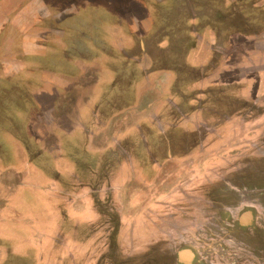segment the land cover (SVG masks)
<instances>
[{"label":"rangeland","instance_id":"obj_1","mask_svg":"<svg viewBox=\"0 0 264 264\" xmlns=\"http://www.w3.org/2000/svg\"><path fill=\"white\" fill-rule=\"evenodd\" d=\"M194 1L203 6V14L196 15L191 10L190 17L196 16L185 22L192 31L188 35L181 32L179 46L185 56L194 50L202 51L204 42L199 44V38H204L208 27L218 35V46L223 51L229 48L224 49L221 40L230 34L240 37V33L251 28L250 34L257 36L260 32L264 36V18L261 8L253 4L255 0H228L227 5L216 2L206 12L209 6L203 5L205 0ZM66 2L58 6H65ZM262 2L258 0V5ZM233 5H238L233 8L234 13ZM189 39L197 40L191 48L184 42ZM251 47L247 44L237 49L239 61L247 51L251 59L256 53ZM80 51L83 49L77 47L72 52L74 73L70 77L74 79L80 77L76 65ZM219 51L217 57L222 55ZM254 61L264 69V57L258 55ZM84 63L103 71L97 61ZM196 64L206 66L204 60H196ZM148 65L151 67L146 70L156 67L152 62ZM211 74L214 73L199 76L198 82L183 84L180 91L188 97L183 102L174 97L178 90L170 88L169 101L164 104L169 113L159 110L160 98H153V122L146 117L130 121L124 114L123 122L120 120L111 129L109 116L114 114L115 118V111L125 103L123 98V102L118 100L119 96L106 99L98 117L82 116L79 123L77 112L69 108L70 120L79 128H86L75 138L63 133L72 148L58 146L53 155L47 151L55 139H48L50 143L44 140L39 149L46 152L34 160L35 170L39 166L45 168L46 160L51 161L50 167L65 169L59 180L50 179L44 172L41 178L27 180L19 171L4 170L6 164L0 159L1 178L16 188L11 196H0V204L3 199L7 201L5 216L12 219L6 225L9 230L1 227L0 264H190L194 258L196 264H264V84H259L264 77L243 79L234 72L226 81L221 73L215 76L220 79L215 88V77L211 81L207 78ZM107 76L112 82L113 75ZM99 81L96 76L86 80L96 87L101 86ZM8 90L0 80V98L6 106H10ZM222 93L225 99L220 101ZM76 94L79 95L73 99H77L81 111L97 109L80 100L93 94L90 87L85 85ZM196 96L200 99L190 107V99ZM99 99L98 93L95 104ZM114 102L122 105L114 106ZM212 113L217 115L215 122L207 119ZM103 125H109V130L88 132ZM99 136L103 144L98 143ZM6 138L0 133V144L8 148ZM69 172L76 175L74 180L67 178ZM24 179L37 183L41 189L35 196L39 197L49 195L52 186L57 187L56 195L65 203L52 200L57 209L27 204L20 195L24 188L17 183ZM24 191L27 193L28 189Z\"/></svg>","mask_w":264,"mask_h":264},{"label":"crops","instance_id":"obj_2","mask_svg":"<svg viewBox=\"0 0 264 264\" xmlns=\"http://www.w3.org/2000/svg\"><path fill=\"white\" fill-rule=\"evenodd\" d=\"M63 1L66 0L49 2L0 0V80L7 84L10 94L8 99L10 106H6L4 99L0 98V133L7 137V144L10 145L7 148L0 144V159L6 164L4 170L10 168L9 170L19 171V175L26 176L27 180L34 176L41 178L42 172L51 176L52 180H59L57 178L64 175L65 169L50 167V160L45 161V168L39 166L35 170L34 160L37 158L35 156L46 152L39 149L40 143L44 140L50 143L48 139H55L54 144L50 145V150L47 151L48 155H53L54 149L58 146L65 149L72 148L69 140L62 136L63 133L75 138L76 134L86 128H79L78 124L70 120L67 114L69 108L77 112L76 121L79 123L83 121L82 116L85 119L98 117L102 113L101 106H105L106 99L119 96L118 100L123 102L120 100L123 98L125 103L123 102L121 106L119 102H114V106L121 107L115 111V118L114 114L109 116L108 121L112 122L110 127L113 124L111 127L113 129L124 114L129 116L127 120L130 121L136 120L137 117H146L153 122L150 118L152 108L156 104L151 102L153 98H160L159 110L164 109L163 112L169 113V108L166 110L164 104L169 101L170 88L174 87L178 90L179 93H175L174 97H178L183 102L188 97L181 93V86L195 80L198 82L201 80L199 76L206 77L207 73H214L207 76L209 81L221 73H224L227 81L233 77L234 72L243 79L264 77V69L259 68L258 62L254 61L258 55L264 57V36H260V32L257 36L250 34L251 28L240 33V37L235 33L225 36L224 40H221L224 43L222 47L229 49L223 51L221 46H218L220 41L217 39L218 35L213 33L206 21L207 24L204 22V25L208 30L203 34L204 38H199L201 41L199 44L204 42L202 51L198 53L192 49L193 53H187L186 56L181 52L179 46L181 32L185 31L186 35L192 32L189 29L190 24L185 22L203 14L200 13L203 11V6L194 0H67L65 6H58ZM221 1L226 5L229 3L228 0H205L206 3L203 5L209 7L204 12ZM259 1H263L262 4L258 5V0L253 4L261 8V15L264 18V0ZM55 6L58 7L53 8ZM196 7L198 9H195ZM234 7L238 5L232 6V13ZM191 10L196 11L193 17L189 14ZM258 38L261 40L258 41ZM196 41L189 39L184 42L186 47L191 48ZM78 43L82 45L79 46ZM247 44L253 46L250 49L256 52L254 54L257 56L252 54L250 59V51H247L246 57L239 61L237 49ZM77 47H81L83 51L79 52L80 60L76 62L80 77L74 79L70 77L74 73L72 52ZM218 50L222 55L217 57ZM214 57H216L215 65L211 68L210 64ZM88 60L97 61L103 71L94 66L90 68L84 63ZM196 60H204L206 66L196 64ZM217 61H220L222 66ZM151 62L156 67L146 70L147 67H151L148 65ZM10 63L13 66H10ZM37 73H41V76L36 77ZM106 74L113 75L112 82H109V76L105 77ZM20 75L24 78H20ZM90 76L92 78L96 76L101 81V86L96 87L87 83L86 80ZM194 76H197V79ZM218 81L220 79L215 77L213 82L215 85L220 84ZM259 81H261L260 85L264 84V80ZM85 85L91 88L93 94L82 96L80 100L83 101V105L97 108L96 110L81 111L77 99H73L74 95L80 94L76 92L83 91ZM221 89V91L225 90V88ZM98 93L100 99L95 104V96L97 97ZM105 95L108 97L106 98ZM202 96L204 99L207 97ZM220 97V101L225 99L223 93ZM207 98L211 99V97ZM198 99L200 98L197 96L191 98L188 105L193 107ZM213 99L217 103L216 96ZM199 112L201 114V111L196 113ZM119 116L120 119H117L116 117ZM210 116L207 117L208 121L215 122L217 115L212 113L211 118ZM105 127L106 125H103L93 132L89 130L88 132L95 134L104 128L102 131L104 133L110 128L109 125ZM101 137H98V143L103 144L104 142H100ZM1 176L0 196L5 195L7 198L16 188L13 185L10 187V182L8 183ZM69 177L74 180L76 175L69 172L67 178ZM27 180L24 179L22 182L17 180L24 190L28 189L27 193L24 190L18 191L22 199L28 201L27 204L31 203L35 206L42 204L44 207L53 206V209H57L58 205L52 200L65 203L63 198L57 197L59 190L57 187L52 186L49 195L42 194V197H39L35 194L41 188L37 183H28ZM50 183L52 182L49 181ZM51 195L55 196L51 197ZM3 201L4 203L0 204V233L3 231L1 227L7 229L6 225L8 226L12 220L5 216L7 201L5 199ZM11 212L15 210L12 209Z\"/></svg>","mask_w":264,"mask_h":264},{"label":"flooded vegetation","instance_id":"obj_3","mask_svg":"<svg viewBox=\"0 0 264 264\" xmlns=\"http://www.w3.org/2000/svg\"><path fill=\"white\" fill-rule=\"evenodd\" d=\"M251 212V211H250ZM246 215H250V213L248 214H246ZM251 216V215H250ZM187 254V253H186ZM189 255H191V253L189 254ZM197 262H196V259L194 258V260L192 261V263L190 262V264H196Z\"/></svg>","mask_w":264,"mask_h":264}]
</instances>
